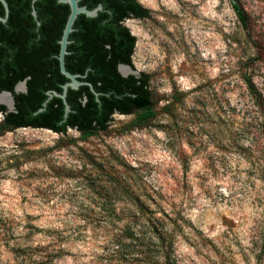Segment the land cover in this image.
<instances>
[{"label":"rangeland","instance_id":"1","mask_svg":"<svg viewBox=\"0 0 264 264\" xmlns=\"http://www.w3.org/2000/svg\"><path fill=\"white\" fill-rule=\"evenodd\" d=\"M136 1L146 15L123 25L154 115L115 112L86 139L0 131V264H142L110 240L145 204L180 218L178 264H264V137L243 79L264 97V0H238L246 30L230 0Z\"/></svg>","mask_w":264,"mask_h":264},{"label":"trees","instance_id":"2","mask_svg":"<svg viewBox=\"0 0 264 264\" xmlns=\"http://www.w3.org/2000/svg\"><path fill=\"white\" fill-rule=\"evenodd\" d=\"M6 1L8 18L0 20V92L12 93L14 109L8 111L0 104L3 115L0 131L34 127L66 134L69 127L86 139L105 131L115 112L137 113L131 121L134 125L154 115L147 75L141 72L123 76L117 69L119 63L131 67L134 48V36L123 21L131 14L141 18L147 13L136 0H79V5L93 8L101 4L102 9L93 17L77 15L68 36L64 63L71 73L83 75L79 79L92 85L99 93V101L85 83L77 89L69 87L66 100L70 111L64 121V104L58 96L53 95L44 110H36L47 98V90L61 93L62 84L68 80L60 71L57 54L69 6L58 0ZM230 4L246 30L243 8L238 0ZM32 5L36 17L31 13ZM0 16H5L1 2ZM252 43L259 55L261 46L254 40ZM243 79L258 108L260 132L264 137V97L248 75ZM22 80L25 91L15 92V84ZM135 208L142 218H128L120 228L121 234L110 240L114 254L124 255L130 247L139 246L142 264H178L175 245L182 235L180 218L160 206L151 208L145 204ZM134 240L140 241L132 244Z\"/></svg>","mask_w":264,"mask_h":264},{"label":"water","instance_id":"3","mask_svg":"<svg viewBox=\"0 0 264 264\" xmlns=\"http://www.w3.org/2000/svg\"><path fill=\"white\" fill-rule=\"evenodd\" d=\"M35 0H32V3H34ZM231 2H236V0H230ZM0 2L3 5L4 11H5V16L1 17L0 16V20L1 21H5L8 15V11H9V6H8V2L6 0H0ZM58 2L61 3H67L69 6V13L68 16L66 18V22L64 24L63 30H62V34L61 37L59 39V51L57 54V59H58V63H59V68L62 74H64L68 80L62 84V92L58 93L55 90H47L46 94H47V98L43 101L42 106L40 108H38L36 110V112L42 111L45 109L46 105H47V101L53 96H58L62 99L63 104H64V114H63V119L62 121H64L68 115V112L70 111V105L68 104L67 100H66V94H67V90L68 88H73V89H77L81 84H87L90 88V90L94 93V95L96 96V99L99 101L98 99V95L99 93L96 92L92 85L89 82H85L80 80L79 78L82 77L83 75L79 74V73H71L69 70L66 69L65 67V63H64V57L65 54L68 53L67 51V44L70 42L69 40V33L73 30V24L74 21L77 17L78 14H85L86 16H96L98 11H100L102 9V5L98 4L93 8H87L85 5H79V0H58ZM32 15L34 17H36V10L34 8V6L32 5ZM125 68L126 70L122 71L121 69ZM117 69L120 72V74H122L123 76H126L128 74H136L135 71H133L129 65L127 64H123V63H119L117 65ZM26 89V85H25V80L19 81L15 84L14 86V91L15 92H23ZM1 93H6L9 95L10 100H11V105L10 106H6L7 110H13L14 109V99H13V95L10 91H1ZM2 104V103H0ZM4 105V104H3Z\"/></svg>","mask_w":264,"mask_h":264},{"label":"bare ground","instance_id":"4","mask_svg":"<svg viewBox=\"0 0 264 264\" xmlns=\"http://www.w3.org/2000/svg\"><path fill=\"white\" fill-rule=\"evenodd\" d=\"M122 71L126 70L125 68L121 69ZM0 103L10 106L11 105V100L8 94L6 93H1L0 94Z\"/></svg>","mask_w":264,"mask_h":264},{"label":"flooded vegetation","instance_id":"5","mask_svg":"<svg viewBox=\"0 0 264 264\" xmlns=\"http://www.w3.org/2000/svg\"><path fill=\"white\" fill-rule=\"evenodd\" d=\"M8 14H9V11H8ZM131 17H133V18H138V17H135L134 15H130ZM7 18H8V15H7ZM129 17H127V18H125V19H128Z\"/></svg>","mask_w":264,"mask_h":264}]
</instances>
